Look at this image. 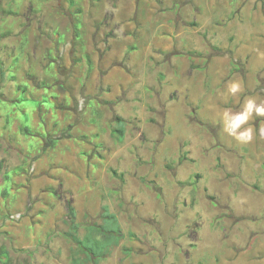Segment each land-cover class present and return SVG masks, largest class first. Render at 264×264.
Masks as SVG:
<instances>
[{
    "label": "rangeland",
    "instance_id": "1",
    "mask_svg": "<svg viewBox=\"0 0 264 264\" xmlns=\"http://www.w3.org/2000/svg\"><path fill=\"white\" fill-rule=\"evenodd\" d=\"M68 201L101 264H264V0H0V264H73Z\"/></svg>",
    "mask_w": 264,
    "mask_h": 264
},
{
    "label": "trees",
    "instance_id": "2",
    "mask_svg": "<svg viewBox=\"0 0 264 264\" xmlns=\"http://www.w3.org/2000/svg\"><path fill=\"white\" fill-rule=\"evenodd\" d=\"M23 130L29 133L28 128ZM112 134L119 141L123 140L125 122L121 117ZM66 218L68 229L64 234L74 244L73 264H101L125 238L118 215L108 205L103 206L101 221L85 225L83 234L82 224L77 220V210L72 201L66 203ZM2 264H8L7 256H4Z\"/></svg>",
    "mask_w": 264,
    "mask_h": 264
},
{
    "label": "built area",
    "instance_id": "3",
    "mask_svg": "<svg viewBox=\"0 0 264 264\" xmlns=\"http://www.w3.org/2000/svg\"><path fill=\"white\" fill-rule=\"evenodd\" d=\"M21 215L20 214H12L11 218L12 219H18Z\"/></svg>",
    "mask_w": 264,
    "mask_h": 264
}]
</instances>
